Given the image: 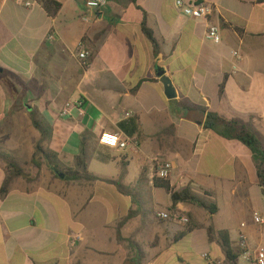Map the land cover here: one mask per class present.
Masks as SVG:
<instances>
[{"label": "crops", "instance_id": "obj_1", "mask_svg": "<svg viewBox=\"0 0 264 264\" xmlns=\"http://www.w3.org/2000/svg\"><path fill=\"white\" fill-rule=\"evenodd\" d=\"M57 1L63 8L53 18L39 3L27 9L0 0V192L7 159L27 162L33 174L0 195V264H127L137 249L142 264H230L219 231L228 232L236 264L264 256V223L253 217L264 219L253 155L204 127L208 113L237 120L264 148V2L195 0L213 6L207 23L185 17L177 0H107L100 12L84 0ZM144 13L157 56L142 32ZM208 24L220 43L207 39ZM80 49L90 53L86 65ZM160 71L175 99L166 98ZM69 102L83 108L64 116ZM180 103L199 112L189 119ZM33 111L53 131L44 147L59 168L75 169L85 143L95 181L56 178L43 161L33 166L41 141ZM103 132L132 145L110 149L100 143ZM157 161L171 163L174 190L188 188L217 206L209 215L177 205L197 225L181 238L186 225L157 216L171 210L169 194L153 185Z\"/></svg>", "mask_w": 264, "mask_h": 264}, {"label": "trees", "instance_id": "obj_2", "mask_svg": "<svg viewBox=\"0 0 264 264\" xmlns=\"http://www.w3.org/2000/svg\"><path fill=\"white\" fill-rule=\"evenodd\" d=\"M44 10L53 18L57 17L63 8V2L57 0H36ZM134 1V0H133ZM259 3L264 2V0H257ZM144 18L142 22V32L145 37L151 42L154 49L155 56L159 53V44L153 36V32L146 25V14L144 13ZM231 27V26H229ZM235 31L237 29L233 28ZM137 87L134 88L131 92H135ZM177 107L186 111L187 115L185 117L190 119L189 113L197 114L199 110L197 108L189 107L185 104H177ZM192 116V115H191ZM33 127L40 132L41 141L36 148V154L33 164L41 169L43 163L45 162L54 172L55 177L58 178L59 175H65L69 180H87L95 181L96 178L92 176L88 171L89 157L86 152V144L84 143L80 155L76 158L75 169L61 170L58 166L57 155L53 151H48L45 149L44 144L50 143L53 138V131L51 128L47 127L40 119L39 113L33 111L30 115ZM204 127L211 131L217 132L220 136L226 139L237 140L244 144L252 153L253 159L256 165L258 185L262 190L264 197V148L254 133L247 127L245 124L240 123L237 120H226L219 117L216 114L208 113L204 123ZM40 155L41 160L38 161L36 158ZM43 161V163H42ZM7 162V174L8 177L1 189L0 195L2 198H5L11 189L13 183L21 178L25 177V170L18 163L10 159L6 160ZM153 185L155 188L163 189L167 194H169L171 199V213H178L176 207L179 204H193L202 209H204L209 215H214L217 213V206L213 203H209L203 199H200L193 195L190 189L186 188L181 191L174 190L169 180L159 179L157 177L153 178ZM121 191H123L122 185H119ZM183 216V215H182ZM188 219L186 229L180 234V238L185 236L187 233L193 231L197 228V225L192 224L189 216H185ZM207 233L210 236L214 233L213 228H207ZM218 236L220 237L227 260L230 264H236L239 256L234 254L229 235L227 231H219ZM121 238V237H120ZM144 254L140 249H137L135 258L127 260V264H142L144 260Z\"/></svg>", "mask_w": 264, "mask_h": 264}, {"label": "built area", "instance_id": "obj_3", "mask_svg": "<svg viewBox=\"0 0 264 264\" xmlns=\"http://www.w3.org/2000/svg\"><path fill=\"white\" fill-rule=\"evenodd\" d=\"M16 3L22 7L27 9L33 8L38 4L36 0H15ZM86 7L91 11L100 12L104 10L107 6V0H84ZM176 7L182 12V14L190 19H201L208 23L209 18L212 16L214 9L208 2L205 1H183L177 0ZM82 21L84 23H90V19L87 16L82 17ZM206 37L208 40H211L213 43L218 44L221 41V36L219 33V29L216 26L208 24ZM51 41H54L56 37L52 34L49 36ZM80 60L84 62V65L87 64L90 53L85 50H79L78 54ZM235 58H238V54L236 52L233 53ZM83 103L81 102H69L63 109L62 115H70L72 113L73 108H83ZM100 143L110 149L116 151H126L131 145L132 140L126 138L121 133H111V132H103L100 136ZM171 163L165 161H157L155 166V177L159 179L169 180L171 174ZM158 218L162 220L173 219L180 222L183 225H187L188 219L182 216L180 213H160L157 215ZM254 220L257 224H263L264 219L258 214L254 213ZM251 257L247 258V261H251ZM251 264H264V256L261 251L256 252L253 260L250 262Z\"/></svg>", "mask_w": 264, "mask_h": 264}, {"label": "water", "instance_id": "obj_4", "mask_svg": "<svg viewBox=\"0 0 264 264\" xmlns=\"http://www.w3.org/2000/svg\"><path fill=\"white\" fill-rule=\"evenodd\" d=\"M160 81L164 87V93L168 100H172L176 98L175 90L172 87V83L168 77L165 76L163 71L159 73ZM62 178H65V175H61Z\"/></svg>", "mask_w": 264, "mask_h": 264}, {"label": "rangeland", "instance_id": "obj_5", "mask_svg": "<svg viewBox=\"0 0 264 264\" xmlns=\"http://www.w3.org/2000/svg\"><path fill=\"white\" fill-rule=\"evenodd\" d=\"M41 157H42V156L38 155L36 159H37L38 161H40V160H41ZM32 164H33V163H32ZM19 165H20L21 167L24 168L25 173L27 172V174H28L29 176L33 175V174L30 172V168H29L27 162H19ZM33 166L36 167L34 164H33ZM239 262H240L239 264H244V261H243L242 259H240Z\"/></svg>", "mask_w": 264, "mask_h": 264}]
</instances>
